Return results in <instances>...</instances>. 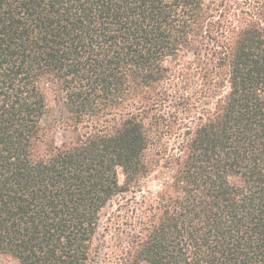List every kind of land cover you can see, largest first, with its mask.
<instances>
[{
    "label": "trees",
    "instance_id": "16d2710c",
    "mask_svg": "<svg viewBox=\"0 0 264 264\" xmlns=\"http://www.w3.org/2000/svg\"><path fill=\"white\" fill-rule=\"evenodd\" d=\"M0 256L264 264V0H0Z\"/></svg>",
    "mask_w": 264,
    "mask_h": 264
},
{
    "label": "rangeland",
    "instance_id": "374dc122",
    "mask_svg": "<svg viewBox=\"0 0 264 264\" xmlns=\"http://www.w3.org/2000/svg\"><path fill=\"white\" fill-rule=\"evenodd\" d=\"M49 106L51 108V115H49L48 119H47V123H55L56 125H58L60 128L65 127L67 125V123H69V113L65 111V109L62 106V101L60 98H58V96H56L55 92L50 90L49 91ZM62 133V131H61ZM60 133V134H61ZM60 136V135H58ZM159 177V176H157ZM124 179L123 174H120V181L122 182ZM153 179V178H152ZM159 178H157L156 180H151L149 182V184L151 185L152 188H154V186L158 183ZM146 193V191H145ZM130 195V194H128ZM137 196H140L141 193L138 192L136 194ZM121 197L118 196L116 197L111 204L106 208V210L104 211L103 214V218H102V226L100 228V233L98 234V240L95 241V243L98 245V242H100L102 240V238H104L103 235H106V237L110 234L107 231H105V228L107 226V224L109 223L108 218L111 214V212L114 211V209L118 206V203L120 202ZM110 237V236H108ZM105 248H102L101 254H103V252L105 251ZM110 250V249H109ZM107 250V251H109ZM0 264H18L17 260L14 259L11 256H0Z\"/></svg>",
    "mask_w": 264,
    "mask_h": 264
}]
</instances>
